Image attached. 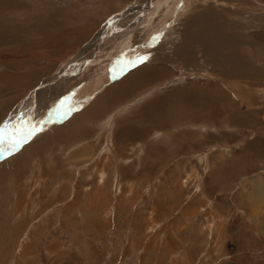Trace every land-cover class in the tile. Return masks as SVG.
<instances>
[{
    "label": "rangeland",
    "instance_id": "obj_1",
    "mask_svg": "<svg viewBox=\"0 0 264 264\" xmlns=\"http://www.w3.org/2000/svg\"><path fill=\"white\" fill-rule=\"evenodd\" d=\"M5 129L0 264H259L264 0H0Z\"/></svg>",
    "mask_w": 264,
    "mask_h": 264
},
{
    "label": "crops",
    "instance_id": "obj_2",
    "mask_svg": "<svg viewBox=\"0 0 264 264\" xmlns=\"http://www.w3.org/2000/svg\"><path fill=\"white\" fill-rule=\"evenodd\" d=\"M95 46L96 45H93V47ZM257 174L258 175L260 174V176L264 179V175L262 173H256L251 176L254 177ZM250 188L251 189L248 190V195L251 194V198L248 197L249 201H247V207L245 208V211H246L245 213L251 216L250 221H249V223L251 224H250V227L247 228L248 232L250 233V234L249 233L247 234V237H249L247 239V246H246L247 247L246 248L247 259L244 260L241 258L242 261L239 260V262L248 261L252 263L264 264V200L258 199L257 189L254 185H251ZM254 203L257 204L258 208L252 207ZM228 231L230 232L231 239L232 237L235 238L238 235L237 234L238 229L234 228L233 226H228ZM236 242L239 243V240ZM242 250L243 249H241V251Z\"/></svg>",
    "mask_w": 264,
    "mask_h": 264
},
{
    "label": "bare ground",
    "instance_id": "obj_3",
    "mask_svg": "<svg viewBox=\"0 0 264 264\" xmlns=\"http://www.w3.org/2000/svg\"><path fill=\"white\" fill-rule=\"evenodd\" d=\"M190 5H191V3H190ZM7 10V9H6ZM184 11V10H183ZM88 55V54H87ZM151 65H152V63H151ZM149 66V65H148ZM139 67V66H138ZM153 67V66H152ZM150 68V70L147 68L146 69V72H144L143 70H144V68L141 70V71H139V73H140V75H139V77L140 78H138V76H137V83H135V81H133L132 83H131V85H130V88H132V89H134V90H136L137 88L139 89V88H141V87H143V86H146V85H149L160 73H161V69H155V68ZM135 73V72H134ZM143 73H145V74H143ZM142 74V75H141ZM133 76V75H132ZM153 76V77H152ZM128 78V77H127ZM127 78H124L122 81H120V83L118 84V85H116V90H117V87H118V91L119 90H122L121 91V93L118 95V97H120V96H123L124 97V95H126L127 94V92H126V89H128L127 87H126V89H124V86H123V84H124V80H129L130 81V79H127ZM130 78V77H129ZM132 81V80H131ZM130 81V82H131ZM126 83V82H125ZM135 83V84H134ZM127 85H125V86H128V83H126ZM136 84H138L139 86L137 87H135V85ZM5 89V88H4ZM113 90V89H112ZM116 92V91H115ZM114 92V93H115ZM188 92V91H187ZM117 93V92H116ZM115 93V94H116ZM119 93V92H118ZM132 93V92H131ZM194 93H196V92H194ZM37 94V93H36ZM190 95V94H189ZM192 95V94H191ZM120 98H122V97H120ZM113 100V99H112ZM110 102V101H109ZM41 104H42V102H41ZM107 105V104H106ZM39 106H40V104H39ZM149 106V105H148ZM92 113H94V112H92ZM88 114H91V113H88ZM147 116V115H146ZM75 121H77V122H74V124L75 125H77V124H80L81 123V121H79V120H75ZM71 125H73V123H70V124H68L66 127H64L63 129H61V130H56V132L55 133H53V135H51L50 137H48V138H40V140L39 141H41V139H42V141L41 142H43V143H47V141H50L51 139H52V137H56V138H58V139H62V138H64V136H65V132H64V129L65 128H69ZM69 126V127H68ZM55 131V130H54ZM62 141V140H61ZM39 143V142H38ZM32 144V143H31ZM35 145V144H34ZM36 146V145H35ZM37 148V147H36ZM41 149V148H40ZM35 151L36 150H34V153H35ZM37 151H39L38 149H37ZM37 151H36V153H37ZM33 154V153H32Z\"/></svg>",
    "mask_w": 264,
    "mask_h": 264
},
{
    "label": "snow or ice",
    "instance_id": "obj_4",
    "mask_svg": "<svg viewBox=\"0 0 264 264\" xmlns=\"http://www.w3.org/2000/svg\"><path fill=\"white\" fill-rule=\"evenodd\" d=\"M66 101H67V98L60 100L57 106L54 108V111L59 112L65 105ZM64 115H67V112H65ZM31 135H32V131L30 130L27 134L20 136L19 139L11 138L8 136L7 131L5 129V131L2 134H0V142L5 144L6 147L3 149H0V154H3L4 152L10 153L12 150L16 149L19 146L22 140H26L28 136H31Z\"/></svg>",
    "mask_w": 264,
    "mask_h": 264
}]
</instances>
